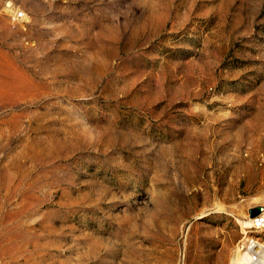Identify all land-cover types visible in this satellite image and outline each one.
Returning a JSON list of instances; mask_svg holds the SVG:
<instances>
[{
	"label": "rangeland",
	"instance_id": "rangeland-1",
	"mask_svg": "<svg viewBox=\"0 0 264 264\" xmlns=\"http://www.w3.org/2000/svg\"><path fill=\"white\" fill-rule=\"evenodd\" d=\"M258 198L264 0H0V264H231Z\"/></svg>",
	"mask_w": 264,
	"mask_h": 264
},
{
	"label": "bare ground",
	"instance_id": "bare-ground-1",
	"mask_svg": "<svg viewBox=\"0 0 264 264\" xmlns=\"http://www.w3.org/2000/svg\"><path fill=\"white\" fill-rule=\"evenodd\" d=\"M256 203V205L258 203L264 205V202L260 201L259 198L256 199ZM242 217L243 219L240 221V225L243 226V232L247 234L248 231L246 229L252 226L251 221L247 214L242 215ZM261 231H264V228ZM245 241L243 248L237 247L231 253V264H264V244H258L255 241L252 242L250 238Z\"/></svg>",
	"mask_w": 264,
	"mask_h": 264
},
{
	"label": "built area",
	"instance_id": "built-area-1",
	"mask_svg": "<svg viewBox=\"0 0 264 264\" xmlns=\"http://www.w3.org/2000/svg\"><path fill=\"white\" fill-rule=\"evenodd\" d=\"M23 15H24L23 12L22 13L20 12L16 15V17H19L22 19ZM258 207H260V206L258 205V206H255L253 208H258ZM253 208H251L247 212V215H248V217L251 221V225H252L250 228L247 229L248 231H250V233L258 232L260 229L264 228V207H260V208H262L260 213H258L257 216L252 217L251 216V210ZM241 220H242V218H241Z\"/></svg>",
	"mask_w": 264,
	"mask_h": 264
},
{
	"label": "water",
	"instance_id": "water-1",
	"mask_svg": "<svg viewBox=\"0 0 264 264\" xmlns=\"http://www.w3.org/2000/svg\"><path fill=\"white\" fill-rule=\"evenodd\" d=\"M261 209H262V208H260V207H258V208H253V209L251 210V216H252V217L257 216L258 213H260Z\"/></svg>",
	"mask_w": 264,
	"mask_h": 264
}]
</instances>
